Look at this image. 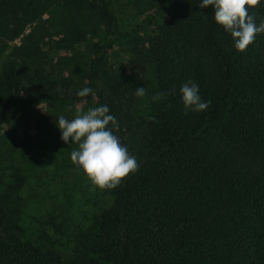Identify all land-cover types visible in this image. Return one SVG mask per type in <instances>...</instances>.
Listing matches in <instances>:
<instances>
[{"label":"trees","instance_id":"16d2710c","mask_svg":"<svg viewBox=\"0 0 264 264\" xmlns=\"http://www.w3.org/2000/svg\"><path fill=\"white\" fill-rule=\"evenodd\" d=\"M199 3L0 0V264H264V33L237 52ZM249 12L264 21V0ZM188 81L206 111L185 112ZM65 103L107 105L139 168L102 190L58 140L68 177L53 159L45 200L25 198L43 152L16 159L3 125L37 120L48 151L56 118L78 114Z\"/></svg>","mask_w":264,"mask_h":264},{"label":"clouds","instance_id":"9594fccd","mask_svg":"<svg viewBox=\"0 0 264 264\" xmlns=\"http://www.w3.org/2000/svg\"><path fill=\"white\" fill-rule=\"evenodd\" d=\"M261 0H200L199 7L213 9L215 24L228 33L237 52H244L258 34L264 33V21L257 23L249 8ZM175 90H173L174 92ZM180 100L185 112L206 111L211 101H205L200 94L199 85L193 81L183 83L179 89ZM94 94L90 87L78 90V97ZM135 96L146 95L145 87L135 89ZM164 93L152 96L154 102L163 99ZM65 144H75L70 153L72 163L87 176L91 183L100 189H115L122 180L135 173L139 164L137 158L129 153L128 147L116 135L119 122L110 113L107 105H100L79 112L72 119L60 115L56 118Z\"/></svg>","mask_w":264,"mask_h":264},{"label":"rangeland","instance_id":"374dc122","mask_svg":"<svg viewBox=\"0 0 264 264\" xmlns=\"http://www.w3.org/2000/svg\"><path fill=\"white\" fill-rule=\"evenodd\" d=\"M50 17L45 15V18ZM33 26H28L25 30V32L23 33V35L19 38H16L12 41H10L8 43L9 48L6 50L5 55H3L2 57V61L4 59H6V57L10 54L11 50L13 49V47L15 46H21L22 45V41L25 37H28V35L31 34V32H33ZM65 54V51L64 53ZM130 60V59H129ZM131 65L134 66L136 64V62L134 60H132ZM63 74L64 76H68V68L67 67H63ZM47 104H49L48 101H41L36 105V110L34 111L35 114L36 112L39 113H46V109H47ZM66 107L68 105L67 110L70 111H75L76 110V114L79 113V111H81L83 109L84 104L83 103H77L76 107L73 109V104L70 103H65ZM69 116V117H68ZM70 116L72 115H67L65 116L66 118L70 119ZM38 122L37 120H34L31 124L27 125L25 123V121H23L22 125H20V127H16V132L13 134L11 133V131L9 130V127L6 125H3L4 129L2 130V134H4L5 136L2 138L6 141L7 144H9L10 146H16V159L19 158V160L23 159V158H30V156L32 155L33 152H43L42 154H38L37 155V159L33 162L35 164V167L31 168V172L33 173L34 177L29 180L28 182H26L24 191L22 196L25 198H29L31 195L33 197V200L35 201H39V200H45L44 199V192H45V188L49 185L47 184L48 182H50L51 176H54L57 174V171L55 168V165L52 164L53 159L57 160V165L61 168L62 166L65 168L64 171H62L64 173L63 177H68V172L66 170H68L65 167V162L63 161V158L58 156V150H56L57 145L64 143L61 139H60V131H58V127H57V131H58V135H57V139L54 141H51V144L49 146V150L45 151V148L47 146L44 145L43 142L41 141H47L45 138L38 141L37 140V136H38V126H37ZM56 124V123H55ZM57 126V124H56ZM59 140V143H58ZM68 146V151H67V157L71 162L72 168L70 169H76L75 165L72 163L71 159H70V153L71 151L76 147L75 144H67ZM19 156H25V157H19ZM45 166V168H43ZM88 179V178H87ZM89 180V179H88ZM90 184L91 181L89 180ZM57 184V182H56ZM93 185V184H92ZM40 186H42V188L40 189ZM49 200V199H48ZM48 200H46L45 202H48ZM76 214V213H75Z\"/></svg>","mask_w":264,"mask_h":264}]
</instances>
